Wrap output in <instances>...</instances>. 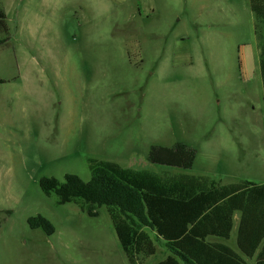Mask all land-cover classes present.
I'll return each instance as SVG.
<instances>
[{
    "label": "rangeland",
    "instance_id": "374dc122",
    "mask_svg": "<svg viewBox=\"0 0 264 264\" xmlns=\"http://www.w3.org/2000/svg\"><path fill=\"white\" fill-rule=\"evenodd\" d=\"M0 9L10 36L0 46V264H130L105 207L90 217L40 188L67 174L88 182L90 160L264 182L249 0H0ZM177 143L196 151L191 170L148 162L153 146ZM37 215L52 236L29 227ZM236 239L235 227L226 244L238 250Z\"/></svg>",
    "mask_w": 264,
    "mask_h": 264
},
{
    "label": "trees",
    "instance_id": "16d2710c",
    "mask_svg": "<svg viewBox=\"0 0 264 264\" xmlns=\"http://www.w3.org/2000/svg\"><path fill=\"white\" fill-rule=\"evenodd\" d=\"M256 19L255 36L261 52L259 65L264 89V0H249ZM0 46L10 40L5 13L0 9ZM196 151L183 143L171 148L153 146L152 165L191 170ZM91 179L67 174L64 182L44 177L40 188L55 195L60 205L81 202L82 211L97 217L105 207L130 264L157 253H168L158 264H264V183L241 181L223 185L205 176L155 174L135 171L117 163L90 160ZM240 213L237 249L226 244ZM33 230L47 236L54 225L44 216L28 219Z\"/></svg>",
    "mask_w": 264,
    "mask_h": 264
},
{
    "label": "crops",
    "instance_id": "0c3cea01",
    "mask_svg": "<svg viewBox=\"0 0 264 264\" xmlns=\"http://www.w3.org/2000/svg\"><path fill=\"white\" fill-rule=\"evenodd\" d=\"M258 63H259V59H258V61H257V64H258ZM259 66H260V65H259ZM255 67H256V66H255ZM261 183H264V182H261ZM239 220H240V213H236V214H235V227H236V229L238 228ZM161 248H163V247H161ZM164 252H165V250H164ZM164 252H163V250H160V251H159V249H157V253H156L154 256L159 255V261H158L157 263H154V264H158V263H160L161 261H163L164 259H166V257L168 256V253L166 254V256H164V255H163ZM154 256H152V257H154ZM152 257H150V258H152ZM150 258H147L146 260L148 261V259H150Z\"/></svg>",
    "mask_w": 264,
    "mask_h": 264
}]
</instances>
